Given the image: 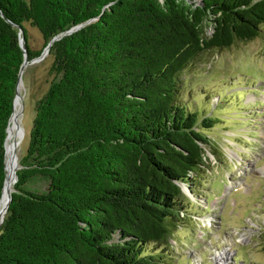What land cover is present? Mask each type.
Instances as JSON below:
<instances>
[{
  "label": "trees",
  "instance_id": "1",
  "mask_svg": "<svg viewBox=\"0 0 264 264\" xmlns=\"http://www.w3.org/2000/svg\"><path fill=\"white\" fill-rule=\"evenodd\" d=\"M24 22L44 45L80 26L49 47L53 78L0 223V264H166L213 122L178 102L179 73L260 36L264 0H0V193L23 59L14 25L28 60L41 52Z\"/></svg>",
  "mask_w": 264,
  "mask_h": 264
},
{
  "label": "rangeland",
  "instance_id": "2",
  "mask_svg": "<svg viewBox=\"0 0 264 264\" xmlns=\"http://www.w3.org/2000/svg\"><path fill=\"white\" fill-rule=\"evenodd\" d=\"M22 25L28 46L41 52L21 74L17 163L27 148L35 103L53 78L40 31ZM177 88L179 103L213 122L203 129L211 147L195 177V193L183 184L190 202L161 249L166 264H264V25L253 40L200 53L179 73ZM223 250L221 262L214 253Z\"/></svg>",
  "mask_w": 264,
  "mask_h": 264
},
{
  "label": "bare ground",
  "instance_id": "3",
  "mask_svg": "<svg viewBox=\"0 0 264 264\" xmlns=\"http://www.w3.org/2000/svg\"><path fill=\"white\" fill-rule=\"evenodd\" d=\"M27 65L28 63L24 64L21 69V74L24 72V69ZM22 90L23 84L20 80L18 84L16 103L14 106L13 114L8 121L7 133L5 138V185L0 196V223L4 215V208L6 205L8 194L12 188L14 180L13 174L19 166L17 163L16 151L18 140H20V137L23 136V130L19 122V117L21 113V98L23 97ZM214 256H217L218 259L223 262V258H226V252L225 250H223L221 252L214 253Z\"/></svg>",
  "mask_w": 264,
  "mask_h": 264
},
{
  "label": "water",
  "instance_id": "4",
  "mask_svg": "<svg viewBox=\"0 0 264 264\" xmlns=\"http://www.w3.org/2000/svg\"><path fill=\"white\" fill-rule=\"evenodd\" d=\"M13 25H14V24H13ZM14 26H16L17 29H18V41H19V45H20V47H21V49H22V52H23V59H22V62H21V64H20V67H19V70H18V78H17V82H16V87H15L14 97H13V100H12V111H11V113H10L9 119L11 118V116H12V114H13L14 106H15V103H16V96H17L18 84H19V81L21 80V69H22V67L24 66L25 63H28V62H30V61H33V60H35L36 58H38V57L40 56V55H39V56H37V57H34V58L28 60V57H27V56H28V54H27V49H26V47H25V38H24V35H23V28H22L21 25H14ZM79 26H80V25H74V26H72L71 28H69L68 30L64 31L63 33H61V34H57V35L53 36V37L47 42L45 51L48 52V49H49V47H50V45H51V43H52L53 41L59 39V38H60L62 35H64V34L71 33L72 31L76 30ZM8 121H9V120H8ZM7 127H8V126H7ZM5 138H6V137H5ZM5 140H6V139H5ZM18 167H19V166H18ZM15 175H16V174H15V172H14V174H13L14 179H15ZM4 185H5V177H4V180H3V185H2L1 193H2V190H3ZM12 191H13V188H11V190H10V192H9V194H8V198H7V201H6L5 208H4V213L6 212V209H7V207H8V203H9V200H10V198H11V192H12ZM1 193H0V196H1ZM2 219H3V217H2ZM2 219H1V222H2Z\"/></svg>",
  "mask_w": 264,
  "mask_h": 264
}]
</instances>
